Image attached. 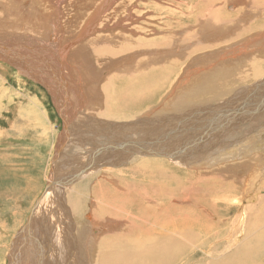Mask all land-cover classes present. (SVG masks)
I'll return each mask as SVG.
<instances>
[{"label": "bare ground", "instance_id": "bare-ground-1", "mask_svg": "<svg viewBox=\"0 0 264 264\" xmlns=\"http://www.w3.org/2000/svg\"><path fill=\"white\" fill-rule=\"evenodd\" d=\"M34 1H0V12L2 11V14L24 13L25 15L19 21L0 19V60L12 64V67L19 69L21 74L25 73L32 78L33 71L36 74L38 72L40 75L44 72L42 80L46 78L44 75L49 74L50 71L55 74L56 77H54V74L50 77V82L43 80V83L47 84L48 87L51 86L52 92L59 96V100H57L58 106L61 109L59 111L65 110L67 114L62 116L64 127L58 143L59 150L60 147H65L69 141L70 128L74 124L71 117L75 113L78 114V112L82 114L83 108L88 109V107H90V110L84 112L88 113V116L86 114L85 116L89 119L86 118L84 120V117L77 118L78 122L76 124L78 127L75 130L77 140L81 144H89L88 130L93 133L94 138L96 131L90 129V127H98L101 130L99 133H105L102 141H109L108 137H110V144L113 143L112 146H114L115 143L114 147L106 148L102 152L101 149H98L95 153H93L95 151L93 147H89V149L86 147L87 150L83 151L84 154L80 166L76 167L72 173L67 170V172L71 173L68 182L74 181L75 184L77 178L81 179L86 175L89 176L94 171L90 170L91 167L99 165L98 171H100L104 165L108 164L109 160H113L115 157L123 154L120 161H128V158L132 156L129 155L135 151L133 143H136V148L145 146L142 147L143 150L148 149L149 152L154 153L159 148L158 144L161 142L164 147L177 144L171 147L175 148V150L169 157L172 158L174 163L189 165V163H193L191 158H197V155L203 154L205 151L201 153L197 149L192 150L188 148L179 154L175 153V151L178 150L177 147L181 143H185L186 145L189 143L185 141L186 139L196 137L197 131L199 133L202 132V135H206L212 130V134L220 132L237 134L235 132L236 129L244 128V132L239 134V136H242L250 133L252 130H259L261 128V131H259L262 134L258 133V135L262 138L264 137V128H262L264 127V103L260 102L264 100V83L262 85L254 83L255 85L252 84L250 86H246L245 84L239 85L243 86L242 89L239 86L232 89L226 87L227 91L220 90L223 92L219 93L221 101L218 103L211 102L214 99H210L205 89L203 96H191L179 104L177 101V96L186 94L189 91V87L195 85L196 89L199 86L198 83L203 78L209 76L208 80L211 74H216L221 69L231 68V70H237L239 71L237 76L241 78L242 69L252 67L253 61L256 59L255 56L264 54V49H256L254 47L255 43L264 39V35L260 34L258 38L253 39L252 37L248 38L242 43L232 42L235 45L231 47H229L232 44L230 41L231 37H225L230 35H232V38L242 36L246 34V31L258 29L264 25V0H240L242 3L238 1L236 4L231 2L228 5L227 2L233 0H143L142 4H139V7L146 6L148 11L147 13H143L142 16L149 15L151 17L154 13L162 11L160 13H164L165 17L158 24L155 23L157 27L151 28L155 30L154 35L156 38L139 39L135 40L137 42L132 43L116 39V37L120 38V31L117 33L116 30L126 28L129 25V22H122L120 25L121 20L119 18H122V21L131 20L129 17L132 18V16L140 18L136 15L137 10L133 9L134 11H131L130 9V7L134 6V3H132L134 0H74L73 6H76L77 11L74 10L72 20L75 18L79 20L81 16H84L85 22L83 20L84 24L79 29H74L76 33H73L71 45H76L75 48L69 49L66 46L64 50L62 47H58L57 50L50 48V44H53L52 40H54L57 46L62 44L60 41L61 35H58L62 31L64 33L66 27L61 21L63 12L60 10V6L62 0H47L46 4L43 3L42 7H50L53 12L50 13L51 11H48L47 8L44 10V15H42L40 12L42 9H40L39 18L47 19V25L49 24V26L47 27L45 24V27H39V30L32 27L34 23H27L28 17L36 20L34 16H29L30 13L27 15V12L30 11L29 9L32 10L31 7L35 6ZM63 1L65 2V0ZM82 4H86V6L80 9ZM236 5L238 9L232 11L234 15L231 13L224 15L225 6L235 7ZM107 10L110 11L107 12ZM105 12H107L105 18L109 19L111 15H114L116 19L114 20L115 24L117 23L119 26L116 29L107 30L109 34L104 35L101 33L99 35L101 28H96V26L101 19L100 17ZM88 17L89 20L87 21ZM89 23H92V25L89 26ZM108 25H104V27H110ZM112 26L116 27L115 25ZM40 37H43L42 43L44 47L29 50L31 45H33V40L35 43H40L37 40ZM48 37L49 40L47 41ZM128 43L135 46H126ZM119 44L123 46L119 47ZM139 46H153L158 50L155 54H150L148 58L138 60L134 66L135 68L137 65L142 75L147 77L144 68H147L150 64H156L157 68L155 71L159 73L152 76L155 82L163 79L167 80L170 70L176 68L177 64L184 62L182 67L184 71L179 74L181 77L178 74L176 75V78L170 84L171 88L168 90L167 95L170 94L168 96L165 95L161 102L163 103L162 105L166 103V111L168 109L170 111L175 109L178 112L163 116L160 107H157L149 112H143V115L129 123L112 124V119H109L110 122L106 120L104 118L105 112H103L104 106H108V103L112 102V94L119 97L123 102H126V104H123L126 111L124 115L125 117H129L134 110L140 107L142 100L145 101L146 96H144L142 91L152 82L150 79L144 78L139 80L140 83L136 84L132 79H128L124 83V86L118 88L115 81L109 79L108 71L110 68L112 69L113 67L115 71L118 70L117 67L119 65H115L116 63L126 62L130 67L135 63V56L141 51L138 48ZM119 48L122 49L120 50ZM181 48L183 49L181 50ZM202 49L205 52L197 53ZM191 52L196 53L188 56ZM172 56L174 58L171 59L170 57ZM184 56L185 60L182 61L181 57ZM47 57H52V59L47 60ZM93 57L94 61H97V65L95 64V66ZM111 60L119 61H112L110 63ZM55 62L57 63L56 65H54ZM37 63L38 65H36ZM0 66L3 67V70L10 68L3 62L0 63ZM65 68L69 70L68 74L65 72ZM127 71L128 69H124L120 72ZM230 77L236 76L231 75L228 78L230 79ZM47 78L49 79V77ZM62 78H64V81ZM107 79H109L108 82ZM260 87L261 89H259ZM111 88L116 90L119 96H117V93H113ZM128 90L130 93L127 94ZM245 90L247 92L244 93ZM101 93H103V99ZM174 94H177L176 98L170 100L169 97ZM60 96L62 97L60 98ZM140 96L142 100L138 99ZM95 97L98 99H95ZM232 106H241V108L234 109ZM232 108L234 110L230 111ZM185 109H188V112L184 114L183 111ZM129 110H132V113ZM236 112L240 113L237 115ZM113 113L118 114L117 111ZM215 116L221 117L215 118ZM120 119H123V117ZM216 121L221 122L217 123L216 129H213L214 127L212 128L210 125ZM110 123L111 125H109ZM145 124L155 125L162 130L155 144H151L154 139L143 141L138 138H135L136 140L132 139L130 130L134 126H143ZM207 128H210L209 131ZM186 131H188V134L184 135ZM140 136L142 138L143 130L137 135V137ZM171 136L175 138L174 143L167 144ZM261 145H263L261 153L258 152L259 154L249 159L235 162L231 164L233 166L229 165L228 169L246 171L250 169L249 163L251 159H258V163L262 164L264 158V138ZM211 146L212 144L208 142L203 148L207 150V148L212 149L215 147L211 148ZM162 150L168 152V149ZM114 151L118 152V154L112 155ZM89 154L91 156L86 159L85 156L88 157ZM182 154L186 158L180 160V158L175 157ZM63 155L61 153L60 157ZM70 161L72 160L67 158V162ZM163 167L167 170H163ZM177 170L166 159L146 158L139 161L138 164L128 167L127 171L133 174L130 178L132 182H128L126 184L127 188L124 190L122 188L117 190L115 188L117 185L112 186L108 182H105L106 191L108 186L110 189L109 192H106L103 182H95L91 185L93 191L91 194L94 201H92L90 210L86 214V217L92 223L85 224V227L81 228L80 231L78 230V232H75L72 222L70 224L67 222L64 228V224L62 223L61 225L62 220L55 219V223H52V221L47 222L46 217L38 219L39 214L43 215L42 207L48 202V200L42 198L38 203L40 209L38 208L35 211L34 216L31 218L32 221L30 220V227L32 229L29 230L27 228L29 231L26 230L24 237L27 238L30 233L35 232L37 229L39 230V235L42 236V241L39 247H37L38 241L36 242L35 240L37 237L34 233L33 236L30 235L29 243L23 247V252L14 253V264L24 262L23 255L26 257V255L30 256L29 254L31 253L36 254L35 259L32 260L36 264H264V194L258 195L256 203L245 209L249 214L252 213L251 217H253V220L252 222L250 221L251 224L244 226L243 223L233 233L234 237H226L225 235H228L227 231L230 229L229 223L233 222V218H224L225 216L220 214V208L214 205L216 204L215 202L211 205L214 212L213 214H209L206 208L198 206L200 199L194 198L193 194L184 192L185 194L178 195L176 190L180 178H178ZM202 172L206 171H200L197 177L200 183L207 185L208 179L203 177ZM51 177L50 180L55 182L56 174ZM112 177H107L110 182L113 180ZM213 177H221V175L211 171L209 179ZM249 177L251 178V174ZM225 179L229 181H223ZM246 181V195L250 193L249 190L251 188L257 187L258 182L261 184V181H257L254 175L251 179L246 177ZM68 182H64L65 187L69 186ZM89 182L90 179H87L84 184L76 186L74 190L76 194L71 193L74 184L68 192L71 197H77L73 198L74 201L71 199L72 208L67 205L74 212L76 218L85 217V204L88 196L91 195H86L87 186L91 184ZM216 182H219L216 185L219 186L221 184L222 188H225L223 192L227 193V196L219 197L217 201V203L222 204L221 208H226L229 202H231V198L233 194L237 193L240 184L241 188L245 186L244 183L242 187V182L244 181L243 179H239L238 172L236 175H232L229 178L223 177L222 180ZM55 184L53 188L49 189L48 193L46 192L48 194L47 197L53 194ZM210 189L212 188L208 190ZM75 203H78V206L84 205L85 207L73 210ZM233 205L236 206V204ZM69 207L65 205L64 211L66 210L69 213ZM48 213L50 212L48 211ZM65 215L67 214L65 213ZM243 219L244 212L236 216V221L238 220L240 223H242ZM50 235L53 236L52 238L55 237L58 243L54 245V242H52L53 246L48 256L46 250L49 249H47V246H49L48 237ZM217 239L219 240L218 244L214 243ZM212 244L216 246L214 247ZM62 245L65 246V249L61 250ZM228 246H231L230 250L227 249ZM58 247L61 250L62 256H60V252L54 254ZM198 250L203 251L204 255L210 259L196 258ZM52 251L53 253H51Z\"/></svg>", "mask_w": 264, "mask_h": 264}, {"label": "rangeland", "instance_id": "rangeland-1", "mask_svg": "<svg viewBox=\"0 0 264 264\" xmlns=\"http://www.w3.org/2000/svg\"><path fill=\"white\" fill-rule=\"evenodd\" d=\"M5 1V0H0ZM16 1V0H13ZM18 1V0H17ZM21 0H19L20 2ZM47 0H35V6H32V10L27 12V15L34 16L35 19L28 17L27 23L30 24V22L34 23V28L39 30V27H45L44 25H47L48 20L47 19H41L39 18L40 12L42 15L45 12L44 10L48 7L43 6V3H45ZM74 0H65V2L62 0V4L60 6V10L63 12L62 16V23L65 25L64 33L63 31L60 32L58 35H61V42L62 44L60 46H57V44L52 40L53 44H50V48L56 49L58 47H62L64 50L65 47H69V49H74L76 45H71V42L73 40V33H76L74 29H79L80 26H82L85 22V17L81 16L80 19H73V13L74 10H76V6H73ZM101 1V0H100ZM119 1V0H117ZM135 1H137L135 3ZM143 0H134L132 3H134L133 7H130L131 11L135 9L137 10V16L140 18H134V16L129 17L131 20H125L122 21V18H119L121 20L120 25L122 22H129V25L122 29H117L116 32L120 31V38L116 37L119 41L126 40L127 42H137L135 40L139 39H153L156 38L154 35L153 30L157 25L155 23H159L162 18L165 17L164 13H160L162 11L154 13L153 16L149 17V15L142 16L143 13H147L148 8L146 6H140L139 4H142ZM151 1V0H150ZM149 1V2H150ZM240 0H233L227 2V5L231 2H234L235 4L238 3ZM39 2V3H38ZM64 2V3H63ZM78 2V1H77ZM71 3V4H70ZM79 3V2H78ZM239 3H242L240 1ZM46 4V3H45ZM80 4V3H79ZM88 5V3H86ZM86 4H82L80 6V9H83V6H86ZM100 4V3H99ZM98 4V5H99ZM102 4V3H101ZM65 5V6H64ZM67 5V6H66ZM69 5V6H68ZM46 7V8H45ZM139 7V8H138ZM66 8V9H65ZM68 8V9H67ZM40 9H42L40 11ZM225 12L224 15H227V13H232V11H236L238 9V6H225L224 7ZM40 11V12H39ZM47 11V10H46ZM48 11H51V8H48ZM110 10H107L109 12ZM134 11V10H133ZM2 12V11H1ZM0 12V19H9V21H19L21 20L24 13L20 14H2ZM51 11L50 13H52ZM102 14L100 17L101 19L98 21V24L96 28L100 27L99 35L102 34H109L107 30H113L116 29L119 24H115L116 20L114 18V15H111L109 19L105 18L106 13ZM160 13V14H158ZM48 14V13H47ZM68 14V15H67ZM158 14V15H157ZM72 15V17H70ZM85 15V14H84ZM164 15V16H163ZM25 16V15H24ZM104 16V17H103ZM104 19H103V18ZM112 17V18H111ZM156 18V20H155ZM39 19V20H38ZM70 19V20H69ZM126 19V17H125ZM133 19V20H132ZM84 20V21H83ZM89 20V17L87 21ZM108 20V21H105ZM44 21V22H43ZM83 21V22H82ZM68 22V23H67ZM70 22V23H69ZM103 22V24H102ZM106 22V23H105ZM38 23V24H37ZM42 23V24H41ZM67 23V24H66ZM184 23H191V22H184ZM36 24V25H35ZM110 27H104V25H107ZM41 25V26H40ZM92 23H89V26H91ZM112 25H115L116 27H113ZM38 26V27H35ZM49 24L47 25V27ZM153 26V27H151ZM31 27V26H29ZM28 27V28H29ZM171 27V26H169ZM70 28V29H69ZM153 28V29H151ZM68 29V30H67ZM129 29V30H127ZM70 30V31H69ZM135 32H134V31ZM36 33V32H35ZM43 34V33H42ZM260 34L264 35V25H262L258 29L254 30H248L246 31V34L242 36H237L235 38H232V35L225 36L226 38H230L231 43L232 42H244L248 38H258ZM35 35V34H34ZM72 35V36H71ZM97 35V34H96ZM94 35V36H96ZM42 36V35H41ZM44 36V35H43ZM42 38H37V40L40 41V43H35L33 40V45L29 48V50L32 49H38V47H44L42 43ZM87 38V37H86ZM262 38V37H261ZM49 40V37L47 41ZM131 43H128L126 46L132 47L135 46ZM38 45V46H37ZM119 47H122V44H119ZM221 45V44H220ZM235 45L234 43L230 44L229 47ZM72 46V47H71ZM264 39L258 41L255 43L254 47L256 49H264ZM64 47V48H63ZM141 51L135 56V63L130 67L129 64H126V62H118L115 65H119L118 72L110 68L108 71V76L110 80L115 81V84H117V87L120 88L124 86L128 79H132V81L136 84L140 83L139 80H142L144 78L150 79L152 82L150 85L146 87L145 90L142 91L145 97V101L142 100V97L140 96L138 99L142 100V103L139 108L134 110L132 113V110H129L130 113H132L129 117H125V107H123V104H126V102H123L119 99V97H116L112 94V102L108 106H104L103 112H105L104 118L109 121L111 118L112 124L115 123H129L133 120H136L139 116L143 115L145 111H150L154 108L160 107L161 113L164 116L165 114H174L178 111L174 110H167L166 111V103L162 105V100L169 92L168 90L171 88V82L176 78V75L183 73L184 68L183 63L177 64L176 68L170 70V75L167 80H158V82H155L152 78L153 75H156L159 72H156L155 69L157 68L156 64H150L145 69V73H147V77L142 75L140 70H138L137 65L134 68L135 64H137V61L140 59H146L149 57L150 54H155L158 52L156 48L153 46H139L138 47ZM120 50L122 48H119ZM183 48H181L182 50ZM205 52L204 49L201 51H198L197 53ZM196 52H191L188 54V56H192ZM119 56V55H118ZM187 56V55H186ZM171 59L174 58V56L170 57ZM246 58V57H245ZM255 61H253V66L246 69L247 67L243 68L241 72V78L238 75L237 70H231V68H225L221 69L220 72L218 71L216 74H211L210 78L207 80L209 76L206 78H203L201 80L195 89V85L189 87V91L186 92V94H183L182 96H177L178 104L180 102L185 101L184 99H187L188 97H198L203 96V91L207 92V95L210 97V99H214L211 102L212 103H218L221 98L220 92L227 91L226 87H229V89L235 88L236 86L245 84L246 86L250 85H257V83H260L261 85L264 82V54L261 56H255ZM52 57H47V60H51ZM31 60V59H30ZM181 60H185V56L181 57ZM0 63H6L7 66H9V69L3 70V67L0 66V264H14V253L15 252H23V247L27 246L29 243V236L34 235L37 237L35 240L37 243V247H39L42 236L39 235V230L33 231V233H30L27 238L25 237L26 230H31L30 227V220L34 216L35 211L40 207L38 206V200H42V198H45L48 200L46 205L42 207L43 209V215L39 214V218H45L47 222L55 223V219L62 220V223L64 224L63 227L65 228L66 223L72 222L74 226L75 232L80 231L81 228L85 227V224L92 223L89 218L86 217L87 212L90 210V205H92V201H94L92 194V184L103 182L105 191H106V184L105 182L112 186H116L117 190L119 188H122L123 190L127 188L128 182H132L133 174H130L127 169L131 165L134 166V164H138L139 161L150 158V159H166L168 163L172 165V167H176L177 175L180 178L177 183V194L182 195L185 193H191L193 194L194 198L200 199L198 206H202L206 208V210L209 212V214H213V209L211 208V205L214 204L216 207L220 208V214L226 217H232L233 222L230 224V229L227 231L228 235H225L226 237L230 236V238L234 237L233 233L237 231L238 226L241 227V225L244 223V226H249L253 220V217H251V214H249L247 211H245L246 207L253 205L257 201V196L260 194H264V158L262 160V164L258 163V159H251L249 165L250 169L246 171L238 170H230L228 169L229 165L233 166L231 164H234L238 161H243L245 159H249L253 157L254 155H257L261 153L262 150L261 142L263 141V138L258 135L262 134L261 128L259 130H252L250 133L246 135L239 136V134H242L244 132V128L236 129L235 133H225L220 132L218 134H212L210 131L206 135H202L203 133L197 131V136L193 138L186 139L185 141H188L189 143L192 141L191 146L187 145L186 148L192 149V150H199V152L205 151V153L197 155V158H191L193 160V163L189 165L187 164H177L174 163L172 158L169 156L171 153H174L175 148H171L173 146H176L177 144H173V146L170 147H164L161 143H159V148L157 151L149 152L148 149L143 150L142 146L140 148H136L135 144L132 145L135 147V151L133 154H130L129 160L126 162H121L120 159L123 157V155L119 157H115L113 160H109L108 164L103 166V169L99 170L96 167H91L90 170L92 173L89 176L82 177L81 179L77 178V181L74 184V181H69L70 175L73 170L80 166V163L83 159V154L87 150L86 147H93L95 150L93 153H95L98 149H101V152L104 151L106 148H111L114 146L113 143L110 144L109 141H111V138L108 137L109 141H102L104 139V134L99 133L101 130H99L98 127H90V129H93L96 131V136L93 138V133L88 130L87 135L90 138L89 144H81L80 141L77 140V137L75 136V130L78 127L76 124L78 121V117H84V120H86L85 114L87 115V112H84L86 110H90V107L88 109L83 108L84 110H80L82 114L80 115L75 113L74 116L71 117L72 121H74V124L71 126L70 131V138L65 147H60L59 150V139L60 135L63 130V124L64 119L62 116L67 115L65 110L59 111L60 107L58 106L59 103H57V100H59V96L55 95L52 89V87H48L47 84L45 85L43 83V80L45 82H48L50 80V77L54 74L52 71H50V75L46 74L45 79L42 80V75L36 74L35 71H33V78L30 77V75H26L25 73L21 74L19 72V69L12 67V64L8 62H4L0 60ZM35 61V59H33ZM94 61V57H93ZM112 61H119V60H111ZM58 62V61H57ZM177 62V61H176ZM59 63V62H58ZM42 64V63H41ZM57 63L55 62L54 65ZM97 65V61H94V66ZM38 65V63L36 64ZM72 65V64H71ZM70 67L72 68V66ZM233 67V66H232ZM134 68V69H133ZM124 69H128L127 72H120ZM186 69V68H185ZM36 70V69H35ZM231 70V71H230ZM46 71V70H45ZM49 71V70H48ZM234 71V72H233ZM65 72L68 74L69 70L65 68ZM231 72V73H230ZM233 72V73H232ZM49 75V76H47ZM213 75V76H212ZM236 76V77H230L229 76ZM35 77V78H34ZM49 77V79L47 78ZM54 77L55 74H54ZM181 77V75H179ZM64 81V78H62ZM107 79V82L109 81ZM50 82V81H49ZM202 82V83H201ZM52 83V81H51ZM201 83V84H200ZM255 83V84H254ZM73 84V82H72ZM197 85V84H196ZM201 85V86H200ZM228 85V86H225ZM70 86V85H69ZM255 87V86H254ZM71 88V87H70ZM239 88H243V86H239ZM264 88V85H263ZM262 88V89H263ZM52 89V90H51ZM202 89V90H201ZM261 89V87L259 88ZM223 90V91H220ZM72 91V90H71ZM111 91L113 93L118 92L111 88ZM191 91V92H190ZM258 91V89H257ZM91 93L90 91H88ZM178 92V91H177ZM247 92V90L244 91V93ZM130 93V91H127V94ZM179 93V92H178ZM177 93V94H178ZM190 93V94H189ZM259 93V91H258ZM264 93V91H263ZM170 94V93H169ZM168 94V95H169ZM174 94L169 97L170 100H174L176 98V95ZM194 94V95H193ZM102 99H103V93H101ZM167 95V96H168ZM229 96V95H228ZM227 96V97H228ZM62 96H60L61 98ZM181 97V98H179ZM226 97V98H227ZM264 97V96H263ZM149 98V99H148ZM95 99H98L95 97ZM136 99V100H138ZM147 99V100H146ZM30 100V101H29ZM167 101H169L167 99ZM241 102H243L242 99H240ZM261 103H264V100L260 101ZM236 103V102H235ZM162 106V107H161ZM234 106V105H233ZM232 106V107H233ZM246 107V105H245ZM22 108V109H21ZM234 109H239V107H233ZM229 109L230 111H233L234 109ZM114 109V111H113ZM189 109V108H188ZM188 109H185L183 113L185 114L188 112ZM61 110V109H60ZM75 110V109H74ZM117 111L118 114H114L113 112ZM89 112V111H88ZM112 113V114H110ZM147 113V112H146ZM240 112H236L238 115ZM79 115V116H78ZM88 116V115H87ZM123 119H120L122 118ZM221 116H215V118H220ZM160 118V117H157ZM89 119V118H88ZM91 119V118H90ZM66 120V119H65ZM110 122V121H109ZM221 121L213 122V126L210 125L213 129H216L218 126L217 123H220ZM111 123L109 125H111ZM217 125V126H216ZM263 125V123H262ZM113 126V125H112ZM110 126V127H112ZM223 126V125H220ZM264 128V127H262ZM208 131L210 128H207ZM220 129V128H219ZM143 130V136L141 138L137 137L138 133ZM161 129L157 128L155 125L152 124H145L143 126H134L130 133L132 134V139L136 140L135 138H138L140 140H149L154 139V141L151 144H155L156 139L158 138L159 134L161 133ZM192 131V130H189ZM206 132V131H205ZM188 131L184 133V135H187ZM249 136V137H248ZM93 138V139H92ZM175 138L173 136L169 137L168 143H174ZM203 142V143H201ZM212 144L211 148H207L205 150L203 146L207 145V143ZM187 143V144H189ZM200 143V144H199ZM78 147H77V146ZM186 144L183 143V146ZM73 146V147H72ZM154 147V146H153ZM164 147V148H163ZM72 148V149H71ZM178 148V147H177ZM184 148L183 150H180L181 152H184L186 150ZM58 149V150H57ZM66 149V150H65ZM80 149V152H79ZM162 149H168V152H164ZM84 151V152H83ZM148 151V152H147ZM79 152V153H78ZM164 152V153H163ZM259 152V153H258ZM64 154L60 157V154ZM141 153V154H140ZM162 153V154H161ZM113 154H118V152H113ZM167 154V155H166ZM179 154V153H177ZM165 155V156H164ZM70 156V157H69ZM91 156V154L85 156L86 159H88ZM136 156V157H135ZM181 156H175L176 158H186ZM200 156V157H199ZM205 156V157H202ZM126 157V156H125ZM67 158H69L70 162H67ZM74 158V159H72ZM170 158V159H169ZM204 158V159H202ZM77 159V160H76ZM196 159V160H194ZM206 159V160H205ZM188 160V159H186ZM206 161V162H204ZM204 164V166H203ZM201 165V166H200ZM207 165V166H206ZM54 166V167H53ZM106 166V167H105ZM211 166V167H210ZM167 170L165 167H163V170ZM69 170V172H67ZM205 170L206 172L203 173V177H206L208 180V184H202L199 182V179L197 175L200 171ZM104 171V172H102ZM119 171V172H118ZM182 171V172H181ZM189 171V172H188ZM191 171V172H190ZM211 171H214L215 173H219L221 177H213L209 179V173ZM89 172V171H88ZM167 172V171H166ZM169 172V171H168ZM176 172V171H173ZM187 172V173H186ZM239 173V179H243L244 182L246 181V177L248 179H251L254 175V178L257 179V181H261L257 183V187L251 188L249 190L250 193H245L246 183L244 184V188H241V184L239 189L237 190V193L233 194L231 202L227 205L226 208H221L222 204L217 203L219 197H225L227 196L226 192H223L225 188H222V185L220 184L217 186L216 184L219 182H216L218 180H222L224 178H229L232 175H236V173ZM110 173V174H108ZM56 174V181L53 182L50 179L51 176ZM184 174V175H183ZM187 174V175H186ZM251 174V178L249 175ZM108 175V176H107ZM112 177V181L110 182L107 177ZM87 179H90V186H87L86 195L91 194L88 196V200L84 205L78 206V203H75V206L73 207V210L75 208H84V216L82 218H76L74 215V212L71 210V204L73 198H77L74 196H70L68 193L71 186L74 184L73 189H71V193L76 194L75 188L76 186H79L80 184H84ZM101 179V180H100ZM128 179V180H127ZM184 179V180H183ZM126 181V182H125ZM223 181H229L228 179H225ZM59 182V183H58ZM64 182H68L69 186H64ZM194 182V183H193ZM53 183V184H52ZM55 184V189L53 191V194L47 197V193L49 192L50 188H53ZM113 183V184H112ZM115 184V185H114ZM181 184V185H180ZM201 184V185H200ZM260 184V186H259ZM206 185V186H205ZM179 186V188H178ZM194 186V187H193ZM132 188V187H131ZM181 188V189H180ZM209 188H212L208 190ZM134 189V188H132ZM179 189V190H178ZM202 189V190H201ZM109 186L107 187V191L109 192ZM191 190V191H190ZM197 190V191H196ZM221 190V191H220ZM63 191V192H62ZM106 191V192H107ZM183 193H182V192ZM47 192V193H46ZM82 192V191H81ZM89 192V193H87ZM181 192V193H180ZM185 192V193H184ZM223 192V193H222ZM152 194V192H150ZM76 196V195H75ZM238 201H237V200ZM52 200V201H51ZM202 200V201H201ZM204 200V201H203ZM236 200V201H235ZM74 201V199H73ZM225 202V201H222ZM37 203V204H36ZM190 203V202H188ZM50 204H52L50 206ZM88 204V205H87ZM233 204H236L233 205ZM69 207L70 212L68 213L66 210L64 211V208ZM69 205V206H67ZM89 206V207H88ZM58 210V211H57ZM48 211L50 213H48ZM52 211V212H51ZM62 211V214H61ZM47 212V213H45ZM244 212V219L242 223H240L238 220L236 221V216L240 215V213ZM65 213L67 215H65ZM62 215V216H61ZM250 215V217H249ZM88 219V220H86ZM54 220V221H53ZM65 220V221H64ZM32 221V220H31ZM251 221V222H250ZM79 222V223H78ZM229 222V220H228ZM62 227V226H61ZM28 228V229H27ZM77 229V230H76ZM28 230V231H29ZM53 236L48 237L49 246H47V254L49 256V253L51 251V248L53 244H57L56 238H52ZM55 239V240H54ZM222 239H224L222 237ZM50 240V241H49ZM51 242V243H50ZM52 242H54L52 244ZM219 240L217 239L214 243L218 244ZM213 245V244H212ZM214 246V245H213ZM216 246V245H215ZM214 246V247H215ZM231 246H228V250H230ZM62 249H65V246L62 245ZM37 250V249H36ZM59 247L56 249V253H59L61 251ZM66 252V251H65ZM36 253V252H35ZM53 253V251L51 252ZM225 254V251H224ZM30 256L26 255V257L23 255L24 262L20 264H36L33 259L36 257V254L31 253ZM66 255V253H65ZM39 256V255H38ZM60 256L61 252H60ZM196 258L204 259L206 258L209 260L207 256L204 255L203 251L198 250L196 253ZM37 262V260H35Z\"/></svg>", "mask_w": 264, "mask_h": 264}, {"label": "crops", "instance_id": "crops-1", "mask_svg": "<svg viewBox=\"0 0 264 264\" xmlns=\"http://www.w3.org/2000/svg\"><path fill=\"white\" fill-rule=\"evenodd\" d=\"M192 144V141L187 144V145H191ZM187 145L183 146V143H181L179 146H178V150L175 151V153H180V150H183L184 148L187 147Z\"/></svg>", "mask_w": 264, "mask_h": 264}, {"label": "water", "instance_id": "water-1", "mask_svg": "<svg viewBox=\"0 0 264 264\" xmlns=\"http://www.w3.org/2000/svg\"><path fill=\"white\" fill-rule=\"evenodd\" d=\"M39 201H40V200H38L37 203H38ZM37 203H36V204H37Z\"/></svg>", "mask_w": 264, "mask_h": 264}]
</instances>
